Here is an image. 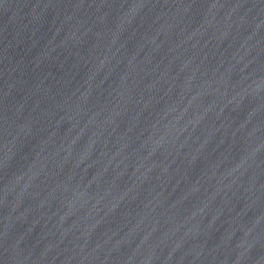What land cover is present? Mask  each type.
I'll list each match as a JSON object with an SVG mask.
<instances>
[{
	"label": "water",
	"instance_id": "water-1",
	"mask_svg": "<svg viewBox=\"0 0 264 264\" xmlns=\"http://www.w3.org/2000/svg\"><path fill=\"white\" fill-rule=\"evenodd\" d=\"M0 264H264V0H0Z\"/></svg>",
	"mask_w": 264,
	"mask_h": 264
}]
</instances>
